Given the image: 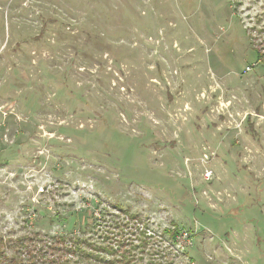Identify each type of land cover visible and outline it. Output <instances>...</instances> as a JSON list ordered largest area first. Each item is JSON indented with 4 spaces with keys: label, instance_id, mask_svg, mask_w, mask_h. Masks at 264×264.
I'll return each instance as SVG.
<instances>
[{
    "label": "rangeland",
    "instance_id": "rangeland-1",
    "mask_svg": "<svg viewBox=\"0 0 264 264\" xmlns=\"http://www.w3.org/2000/svg\"><path fill=\"white\" fill-rule=\"evenodd\" d=\"M103 210L155 256L92 264H264V0H0V264Z\"/></svg>",
    "mask_w": 264,
    "mask_h": 264
},
{
    "label": "trees",
    "instance_id": "trees-1",
    "mask_svg": "<svg viewBox=\"0 0 264 264\" xmlns=\"http://www.w3.org/2000/svg\"><path fill=\"white\" fill-rule=\"evenodd\" d=\"M118 211L119 213L123 212H121L120 210ZM88 213L89 211H86L85 215H88ZM92 214H94V212H90L88 216L90 218L85 222L84 228H78L76 230V233L72 231L73 233L70 232L58 234L56 236H43L42 238L45 240L43 243L39 244V253L37 251L35 255L46 256L48 259V264H68L69 262H71V264H92L96 260L104 261V259L100 258L97 253L109 252H105L106 250L101 247H99L100 250H98L96 248L95 241L92 238L93 235H90L92 230H94L97 226L98 229H100L99 227H102V225H100L99 223L101 221L104 224L103 226H105V229H107L104 232L105 234H102L100 236L103 243L108 240H110L112 243L115 241V239H118L117 241H120V243L117 244L114 242L117 248V245H120L123 239L126 238L127 240L129 239L130 242H136L137 248L142 251L141 253H151L149 243L146 242V240H149L153 236L147 234L148 231H146L147 229H145L143 223L138 222L136 218H129L128 216L121 218V215L116 216L115 214H113V212H108L105 210H103V212H100V214L103 215L101 216V218H95ZM173 233L175 234L178 232L173 231L171 235H173ZM130 236L134 238L133 241L130 240ZM18 241L21 244L20 248H22V243H25L24 236H21ZM128 245H131V243H129ZM116 248L114 249L116 250ZM49 251L53 252L50 253ZM150 255L155 256V254L153 253H151ZM115 257L116 258H112L114 259V262H111V264H128L129 262L134 264L135 262L134 257L129 256V251H123L120 253L118 252V250H116ZM159 258L162 259L163 264H172V262H168L166 260L167 256L165 255ZM70 259H72V261Z\"/></svg>",
    "mask_w": 264,
    "mask_h": 264
}]
</instances>
